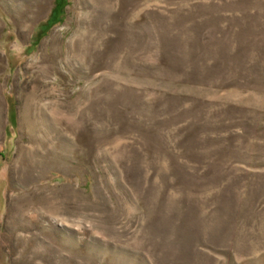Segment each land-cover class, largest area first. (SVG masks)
<instances>
[{
  "label": "rangeland",
  "instance_id": "obj_1",
  "mask_svg": "<svg viewBox=\"0 0 264 264\" xmlns=\"http://www.w3.org/2000/svg\"><path fill=\"white\" fill-rule=\"evenodd\" d=\"M55 2L0 0V264H264V0Z\"/></svg>",
  "mask_w": 264,
  "mask_h": 264
},
{
  "label": "trees",
  "instance_id": "obj_2",
  "mask_svg": "<svg viewBox=\"0 0 264 264\" xmlns=\"http://www.w3.org/2000/svg\"><path fill=\"white\" fill-rule=\"evenodd\" d=\"M65 5H66V0H62V1H60L57 8L56 7L53 8V10L50 14V18H49V21L52 24L60 21Z\"/></svg>",
  "mask_w": 264,
  "mask_h": 264
},
{
  "label": "flooded vegetation",
  "instance_id": "obj_3",
  "mask_svg": "<svg viewBox=\"0 0 264 264\" xmlns=\"http://www.w3.org/2000/svg\"><path fill=\"white\" fill-rule=\"evenodd\" d=\"M59 3H60V1H58V0H56V2H55V6L54 7H58V5H59Z\"/></svg>",
  "mask_w": 264,
  "mask_h": 264
},
{
  "label": "bare ground",
  "instance_id": "obj_4",
  "mask_svg": "<svg viewBox=\"0 0 264 264\" xmlns=\"http://www.w3.org/2000/svg\"><path fill=\"white\" fill-rule=\"evenodd\" d=\"M52 43H54V40H53V42ZM53 46H51V49H52V54L54 53V51H53ZM43 67H45V66H43Z\"/></svg>",
  "mask_w": 264,
  "mask_h": 264
}]
</instances>
